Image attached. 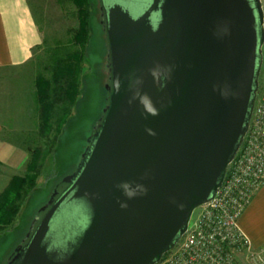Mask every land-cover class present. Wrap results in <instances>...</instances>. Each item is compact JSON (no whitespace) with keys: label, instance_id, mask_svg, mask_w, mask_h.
I'll return each mask as SVG.
<instances>
[{"label":"water","instance_id":"water-1","mask_svg":"<svg viewBox=\"0 0 264 264\" xmlns=\"http://www.w3.org/2000/svg\"><path fill=\"white\" fill-rule=\"evenodd\" d=\"M101 3L109 102L68 186L7 264H156L213 198L247 132L260 0Z\"/></svg>","mask_w":264,"mask_h":264},{"label":"rangeland","instance_id":"rangeland-1","mask_svg":"<svg viewBox=\"0 0 264 264\" xmlns=\"http://www.w3.org/2000/svg\"><path fill=\"white\" fill-rule=\"evenodd\" d=\"M27 4L41 32L42 43L33 50L31 61L24 68L14 71L15 76L20 77V81L15 83L16 92L22 96L27 94L24 91L31 94L38 74L48 75L45 66L50 50L59 49L63 53L78 49L71 41L72 30L77 27V8L72 0H27ZM89 6V37L83 51L79 95L56 141L52 143L53 147H50L48 139L37 134L34 95L32 97L28 93L26 102L33 108V129L26 145L30 149L47 147L49 152L38 173L35 187L21 202L14 221L0 231V264H7L15 250L26 242L42 207L57 189L63 188V179L76 172L109 102L107 87L111 85V71L108 39L102 23L99 0H89ZM262 53L264 54V45Z\"/></svg>","mask_w":264,"mask_h":264},{"label":"built area","instance_id":"built-area-1","mask_svg":"<svg viewBox=\"0 0 264 264\" xmlns=\"http://www.w3.org/2000/svg\"><path fill=\"white\" fill-rule=\"evenodd\" d=\"M260 2L264 26V0ZM262 186H264L263 53L248 129L238 151L226 168L222 183L210 201L193 211L180 240L163 254L156 264L246 262L264 264V248L253 249L238 226L241 213Z\"/></svg>","mask_w":264,"mask_h":264},{"label":"crops","instance_id":"crops-1","mask_svg":"<svg viewBox=\"0 0 264 264\" xmlns=\"http://www.w3.org/2000/svg\"><path fill=\"white\" fill-rule=\"evenodd\" d=\"M41 43L27 0H0V73L6 72L0 74V192L13 176L26 171L33 108L26 102L29 92L24 91L23 96L16 92L20 77L15 70L31 61L33 50ZM34 89L29 93L32 97ZM238 226L253 249L264 248V186L241 213Z\"/></svg>","mask_w":264,"mask_h":264},{"label":"trees","instance_id":"trees-1","mask_svg":"<svg viewBox=\"0 0 264 264\" xmlns=\"http://www.w3.org/2000/svg\"><path fill=\"white\" fill-rule=\"evenodd\" d=\"M77 8V27L72 30L71 41L78 49L63 53L52 49L45 66L48 75L38 74L34 80L33 91L35 110L38 120L36 131L41 138L50 141L53 147L80 91V73L83 51L89 37V0H72ZM104 26V20H102ZM29 150L24 175L13 176L0 192V231L15 219L21 202L35 187L38 173L49 152L47 147H34Z\"/></svg>","mask_w":264,"mask_h":264},{"label":"flooded vegetation","instance_id":"flooded-vegetation-1","mask_svg":"<svg viewBox=\"0 0 264 264\" xmlns=\"http://www.w3.org/2000/svg\"><path fill=\"white\" fill-rule=\"evenodd\" d=\"M100 3V12H101V16H102V20H104V15H105V11H104V7L101 3V0H99ZM101 121L98 122V124L96 125L95 131L99 128V124ZM68 186V183H64L63 188L61 190L56 191V194L54 195V200L58 197V195ZM47 210V208L45 210H43L37 217L36 221L34 222V225L37 224V222L40 220V218L44 215L45 211Z\"/></svg>","mask_w":264,"mask_h":264}]
</instances>
